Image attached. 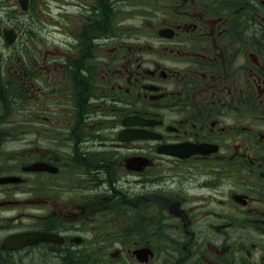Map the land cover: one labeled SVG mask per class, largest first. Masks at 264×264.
I'll return each mask as SVG.
<instances>
[{
  "label": "flooded vegetation",
  "instance_id": "obj_1",
  "mask_svg": "<svg viewBox=\"0 0 264 264\" xmlns=\"http://www.w3.org/2000/svg\"><path fill=\"white\" fill-rule=\"evenodd\" d=\"M0 264H264V0H0Z\"/></svg>",
  "mask_w": 264,
  "mask_h": 264
}]
</instances>
